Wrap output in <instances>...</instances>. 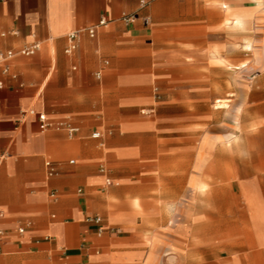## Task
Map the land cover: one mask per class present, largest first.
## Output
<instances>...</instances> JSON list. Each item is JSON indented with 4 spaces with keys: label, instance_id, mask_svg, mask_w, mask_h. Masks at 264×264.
<instances>
[{
    "label": "crops",
    "instance_id": "0c3cea01",
    "mask_svg": "<svg viewBox=\"0 0 264 264\" xmlns=\"http://www.w3.org/2000/svg\"><path fill=\"white\" fill-rule=\"evenodd\" d=\"M233 13L264 20L258 0H0V50L41 45L0 70V264H264L257 177L239 183L235 239L210 234V155L230 149L194 127L209 97L156 100L173 72L211 65V25Z\"/></svg>",
    "mask_w": 264,
    "mask_h": 264
},
{
    "label": "rangeland",
    "instance_id": "374dc122",
    "mask_svg": "<svg viewBox=\"0 0 264 264\" xmlns=\"http://www.w3.org/2000/svg\"><path fill=\"white\" fill-rule=\"evenodd\" d=\"M258 6L264 14V0H258ZM198 35H202V30ZM208 38L211 65L173 72L178 81L163 82L164 86L156 89V100L180 92H190L196 98L209 97L206 102L195 104L196 113L202 118L194 119V127L215 144L230 149L225 154L215 150L210 155L213 160L208 189L212 210L210 234L217 241L220 226L229 229L220 231L221 239H235L236 221L243 219L244 225L248 223V218L240 215L244 206L240 200L242 179H259L256 188L259 202L264 205V20L253 19L244 27L214 21ZM199 46L202 47V42ZM219 98H226L227 106L219 107ZM175 109L168 113L185 114ZM151 112L147 108L142 115ZM238 144L243 162L235 160L234 149ZM222 163L226 165L223 168L214 166ZM219 208L227 210V214L220 215Z\"/></svg>",
    "mask_w": 264,
    "mask_h": 264
},
{
    "label": "built area",
    "instance_id": "2783aa9c",
    "mask_svg": "<svg viewBox=\"0 0 264 264\" xmlns=\"http://www.w3.org/2000/svg\"><path fill=\"white\" fill-rule=\"evenodd\" d=\"M138 17L137 13H131V14H124L123 19L127 22H132ZM146 24L150 23V18L146 17L144 19ZM108 23V20L106 18H101L96 24L89 26L86 30L91 36H95L97 33V30L99 27L104 26ZM80 35V31H72L71 33L68 34V39H69V44L66 48L67 53H73L77 47H78V38ZM40 43H32L29 45H25L21 47L18 50L14 49H7V50H0V70L4 72H9V62L16 56V55H33L36 53L38 49H40ZM97 76L100 77L101 73L98 72ZM1 86V84H0ZM40 120L43 123V127L48 128L50 126V123L47 120L46 114L45 113H38ZM59 128H66L70 134L75 133L78 128L75 126H72L69 123L66 122H61L58 124ZM95 137H99L100 133L96 132L94 133ZM47 168H48V175L53 176L57 173L56 167L54 163L50 160L46 162ZM108 183H111L110 180H108ZM89 221L96 222L100 224L102 222V217L100 216H90L88 217ZM102 229H99V232L102 233ZM2 234V231L0 230V235Z\"/></svg>",
    "mask_w": 264,
    "mask_h": 264
},
{
    "label": "bare ground",
    "instance_id": "6f19581e",
    "mask_svg": "<svg viewBox=\"0 0 264 264\" xmlns=\"http://www.w3.org/2000/svg\"><path fill=\"white\" fill-rule=\"evenodd\" d=\"M233 19H234L233 22H234V24H235L236 27H242V26H244V23L246 24V21L243 22L244 21V16L241 13H233ZM217 103H218V106L219 107L227 106V99L226 98H219L217 100Z\"/></svg>",
    "mask_w": 264,
    "mask_h": 264
}]
</instances>
